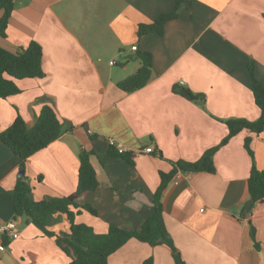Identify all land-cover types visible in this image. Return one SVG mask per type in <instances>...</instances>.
Returning <instances> with one entry per match:
<instances>
[{
	"label": "crops",
	"instance_id": "obj_1",
	"mask_svg": "<svg viewBox=\"0 0 264 264\" xmlns=\"http://www.w3.org/2000/svg\"><path fill=\"white\" fill-rule=\"evenodd\" d=\"M175 1L15 0L6 35H0V46L12 52L39 42L44 69L42 77L16 80L20 93L0 98L1 132L18 114L32 126L45 104L73 126L28 157L23 175L32 196L75 192L80 152L93 151L99 184L78 203L92 205L98 215L81 210L76 221L98 233L110 224L140 228L153 211L161 171H170L172 161L197 160L219 144L229 131L225 120H256L261 114L248 64L254 63L264 83V0L186 1L163 35L139 38V23L153 22ZM138 50L153 54L151 78L127 92L118 83L141 66ZM118 55L129 63L117 61ZM176 85L205 94L204 104L176 92ZM110 138L127 149L131 161L110 153L117 150ZM149 145L153 152L142 150ZM214 162V173L178 171L168 183L162 194L167 230L186 264H264V199L243 212L253 163L264 170V131L242 130L216 152ZM20 171L18 156L0 141V222L15 219L20 230L9 241L0 233V264H70L56 236L24 215L15 217L10 192ZM49 229L69 232L70 223L57 214ZM148 258L175 264L168 245L137 239L111 254L108 264H143Z\"/></svg>",
	"mask_w": 264,
	"mask_h": 264
},
{
	"label": "trees",
	"instance_id": "obj_2",
	"mask_svg": "<svg viewBox=\"0 0 264 264\" xmlns=\"http://www.w3.org/2000/svg\"><path fill=\"white\" fill-rule=\"evenodd\" d=\"M14 1L0 0V9L4 11L0 18V35L2 36L6 35L9 19L15 6ZM186 1L191 3L193 0H176L171 11L160 14L153 22L139 23L138 37L141 38L149 34L163 35L166 24L179 17ZM137 53L142 63L141 66L135 73L118 83V86L127 92L143 87L151 78L153 54L148 50H138ZM42 61L43 48L35 40H32L26 48L16 52L0 46V98H7L22 91L16 80L44 76ZM248 69L253 79L254 100L261 110L260 117L256 120L247 118L225 120L229 131L219 144L205 150L197 160L179 159L172 161L173 167L170 171H161L160 184L152 199L153 211L140 228L127 229L116 224H110L107 232L98 233L92 226L76 221V216L81 213V210L98 215V211L92 205H80L78 203V199L83 194L95 190L99 184L96 170L91 162L93 151L85 149L80 152L77 189L68 196L35 200L32 196L30 179L26 175L20 177L10 192L15 201V217L24 215L45 234L56 236L58 246L70 257V264H108L110 255L119 250L130 239H137L151 246L166 244L172 251L175 264H186L167 230L163 214L162 194L178 171L214 173L216 171L214 162L216 152L242 130L246 129L256 133L264 131V83L256 77L253 62L248 64ZM174 90L189 100L201 104H204L206 100L205 94L194 92L191 88L182 85H176ZM72 127L69 124L65 126L54 107L45 104L32 126H28L24 117L18 114L14 122L0 132V141L18 156L21 170H24L28 157L47 147L58 139L64 131L70 130ZM250 143L251 138L246 137L245 147L254 158ZM110 153L129 161L132 160L127 152L120 153L118 150L111 149ZM248 189L250 197L243 207V212L251 211L257 202L264 199V170L257 168L255 163H253L248 178ZM57 214L66 216L70 223L69 232L56 233L49 229ZM255 234V227H252V237L256 241ZM4 236L5 241L12 239L9 236ZM256 245H259L258 241H256ZM143 264H153L152 258L146 259Z\"/></svg>",
	"mask_w": 264,
	"mask_h": 264
},
{
	"label": "built area",
	"instance_id": "obj_3",
	"mask_svg": "<svg viewBox=\"0 0 264 264\" xmlns=\"http://www.w3.org/2000/svg\"><path fill=\"white\" fill-rule=\"evenodd\" d=\"M138 47L137 45H133L132 46V50H137ZM114 63V61H113ZM182 83V81H181ZM2 126L0 124V132H1ZM109 144L116 147V149L118 150V152L122 153L125 152L127 149L123 146H117L116 145V141L113 138H110L109 140ZM145 152L151 153L154 151V146L153 145H149L146 146L142 149ZM0 233H2L3 235L9 236L12 239L18 238L20 236V230L18 228L17 222L15 219H11L9 221H4V222H0ZM4 246L1 245L0 249L4 250Z\"/></svg>",
	"mask_w": 264,
	"mask_h": 264
},
{
	"label": "rangeland",
	"instance_id": "obj_4",
	"mask_svg": "<svg viewBox=\"0 0 264 264\" xmlns=\"http://www.w3.org/2000/svg\"><path fill=\"white\" fill-rule=\"evenodd\" d=\"M117 61H119L120 63H126V64L129 63L128 58H126L124 55H118ZM130 61H135V59L130 60ZM117 67H121V65L119 64L117 65ZM116 69H119V68H116Z\"/></svg>",
	"mask_w": 264,
	"mask_h": 264
},
{
	"label": "water",
	"instance_id": "obj_5",
	"mask_svg": "<svg viewBox=\"0 0 264 264\" xmlns=\"http://www.w3.org/2000/svg\"><path fill=\"white\" fill-rule=\"evenodd\" d=\"M23 174H24V171L21 170L20 173H19V176H23Z\"/></svg>",
	"mask_w": 264,
	"mask_h": 264
}]
</instances>
